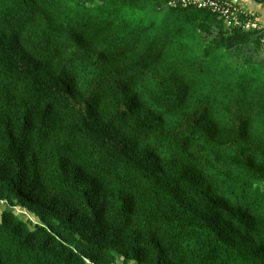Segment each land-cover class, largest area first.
I'll return each instance as SVG.
<instances>
[{
    "label": "trees",
    "instance_id": "trees-1",
    "mask_svg": "<svg viewBox=\"0 0 264 264\" xmlns=\"http://www.w3.org/2000/svg\"><path fill=\"white\" fill-rule=\"evenodd\" d=\"M184 3L0 0V264H264V31Z\"/></svg>",
    "mask_w": 264,
    "mask_h": 264
},
{
    "label": "built area",
    "instance_id": "built-area-1",
    "mask_svg": "<svg viewBox=\"0 0 264 264\" xmlns=\"http://www.w3.org/2000/svg\"><path fill=\"white\" fill-rule=\"evenodd\" d=\"M185 5H195L199 9H211L212 11L221 14L229 25H235L241 27L247 31H257L262 29L255 18L252 19L251 15L245 14L239 8L238 4L234 1L224 0H184ZM241 15H245L247 18L242 19ZM264 44V39H263Z\"/></svg>",
    "mask_w": 264,
    "mask_h": 264
},
{
    "label": "crops",
    "instance_id": "crops-1",
    "mask_svg": "<svg viewBox=\"0 0 264 264\" xmlns=\"http://www.w3.org/2000/svg\"><path fill=\"white\" fill-rule=\"evenodd\" d=\"M224 1H234L238 4L241 11L246 15L250 14L252 19L258 22L260 27L264 31V0H224Z\"/></svg>",
    "mask_w": 264,
    "mask_h": 264
},
{
    "label": "snow or ice",
    "instance_id": "snow-or-ice-1",
    "mask_svg": "<svg viewBox=\"0 0 264 264\" xmlns=\"http://www.w3.org/2000/svg\"><path fill=\"white\" fill-rule=\"evenodd\" d=\"M248 129H249V125L245 123L244 124L245 135H247ZM258 135L260 136V143L264 144V112H262L258 120Z\"/></svg>",
    "mask_w": 264,
    "mask_h": 264
}]
</instances>
